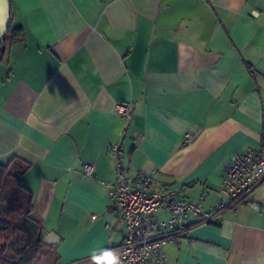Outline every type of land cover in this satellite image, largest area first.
I'll use <instances>...</instances> for the list:
<instances>
[{"label": "crops", "instance_id": "1", "mask_svg": "<svg viewBox=\"0 0 264 264\" xmlns=\"http://www.w3.org/2000/svg\"><path fill=\"white\" fill-rule=\"evenodd\" d=\"M8 2V27L23 34L0 57V163L32 194L45 240L34 264H106L123 244L104 185L111 145L129 176L205 210L230 157L264 149V0ZM120 102L133 103L126 125ZM197 221L162 245L167 264H264V180L213 223Z\"/></svg>", "mask_w": 264, "mask_h": 264}, {"label": "built area", "instance_id": "2", "mask_svg": "<svg viewBox=\"0 0 264 264\" xmlns=\"http://www.w3.org/2000/svg\"><path fill=\"white\" fill-rule=\"evenodd\" d=\"M132 107L131 102H120L114 108L125 125L132 116ZM190 140L191 136L185 133L183 141ZM109 151L114 164V180L104 185L114 199L119 223L125 228L124 242L113 252L119 264H167L161 247L186 233L190 217L198 219L199 226L213 223L226 208L244 201L264 180V149L233 154L215 191L219 202L205 210L180 188H151V175L129 176L121 164L119 144L111 145ZM83 172L92 177L94 165L84 163ZM162 210L167 212L163 219L157 217V212Z\"/></svg>", "mask_w": 264, "mask_h": 264}, {"label": "trees", "instance_id": "3", "mask_svg": "<svg viewBox=\"0 0 264 264\" xmlns=\"http://www.w3.org/2000/svg\"><path fill=\"white\" fill-rule=\"evenodd\" d=\"M7 29L0 40V57L6 39L14 40L23 34L20 27ZM8 166L9 163L7 165L0 163V205L9 200L20 203L21 213L17 220H13L11 213L0 208V264H32L43 251V235L38 224L29 218L33 207L32 194L21 184L22 171L13 174ZM16 236L21 237L20 249L7 256L8 244Z\"/></svg>", "mask_w": 264, "mask_h": 264}, {"label": "water", "instance_id": "4", "mask_svg": "<svg viewBox=\"0 0 264 264\" xmlns=\"http://www.w3.org/2000/svg\"><path fill=\"white\" fill-rule=\"evenodd\" d=\"M9 11H10V3L8 2V0H0V40L8 30L7 28L10 23ZM252 207H256V206L252 205ZM52 235H54V233L49 232L47 238L49 239ZM43 241L45 242L44 239Z\"/></svg>", "mask_w": 264, "mask_h": 264}, {"label": "rangeland", "instance_id": "5", "mask_svg": "<svg viewBox=\"0 0 264 264\" xmlns=\"http://www.w3.org/2000/svg\"><path fill=\"white\" fill-rule=\"evenodd\" d=\"M6 210L7 212L11 213L12 217H13V220H17V217L19 216V209L18 207L16 206V204H14L13 202H9L7 205H6ZM20 240H21V237L20 236H16L15 238H13L10 242H9V250L8 252L6 253L7 256H9V254H11L13 251H16L18 249H20ZM39 256V255H38ZM37 256V258H38ZM37 260V259H36ZM35 260V261H36ZM34 261V262H35ZM34 262L32 264H34Z\"/></svg>", "mask_w": 264, "mask_h": 264}, {"label": "clouds", "instance_id": "6", "mask_svg": "<svg viewBox=\"0 0 264 264\" xmlns=\"http://www.w3.org/2000/svg\"><path fill=\"white\" fill-rule=\"evenodd\" d=\"M103 260L106 261L107 264H119L118 257L111 251L105 253V255L103 256Z\"/></svg>", "mask_w": 264, "mask_h": 264}]
</instances>
